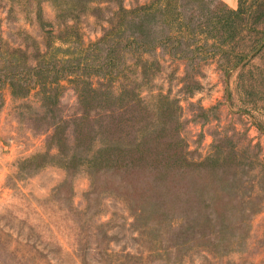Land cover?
<instances>
[{
    "label": "rangeland",
    "instance_id": "rangeland-1",
    "mask_svg": "<svg viewBox=\"0 0 264 264\" xmlns=\"http://www.w3.org/2000/svg\"><path fill=\"white\" fill-rule=\"evenodd\" d=\"M225 9L0 0L1 66L76 71L0 83V264H264V50L225 73ZM98 139L152 163L85 165Z\"/></svg>",
    "mask_w": 264,
    "mask_h": 264
},
{
    "label": "trees",
    "instance_id": "trees-1",
    "mask_svg": "<svg viewBox=\"0 0 264 264\" xmlns=\"http://www.w3.org/2000/svg\"><path fill=\"white\" fill-rule=\"evenodd\" d=\"M102 1V0H96ZM223 5H225L222 2ZM225 9V13L219 16V23L221 25V37H223V43L217 44L214 42L211 44L213 50L216 49L221 57L224 60V71L225 73H230L233 69H235L239 64H241V69L245 70L246 66L250 63L251 54L258 50V53H261L264 50V28L261 29L259 24L264 23V0H239V5L236 9H232L227 5ZM205 35H208V39L211 37L215 38L210 32H204ZM254 35H258L259 37H255L254 44L246 45L243 40L247 37H251ZM260 34V35H259ZM1 37V36H0ZM19 52L25 53L22 48H18ZM9 54V48L6 45H3L0 41V83L8 81V83L14 88V90H20L21 87L29 89L33 86H38L42 84V79L45 77H49L54 79V81L59 80L61 78L67 77V73L76 72L75 68L71 67L68 60H50L45 63V56H40L37 59V62L34 65H28L27 69L28 73L20 71L17 69L18 61H8V65L1 66V62L4 59L5 55ZM53 62V63H52ZM58 62L62 63L61 66H58ZM52 65H49L51 64ZM72 73V74H74ZM76 74V73H75ZM31 75L32 78L28 80V76ZM78 76H83V74H79ZM35 77V78H34ZM261 81L264 79L261 77ZM46 80V79H44ZM33 84L31 85V82ZM43 86V84L41 85ZM17 88V89H16ZM48 92V91H47ZM97 93V89H81V98H85L90 96L93 99L94 94ZM115 111V110H114ZM113 111V112H114ZM91 116V110L85 108L83 115L80 117L81 120H87ZM68 120H62L57 122V127H62L64 124H67ZM117 126V125H116ZM262 130V126L260 128ZM62 137L60 140L65 141L67 137L66 128L62 129ZM80 131V130H79ZM94 144H99V150L94 152V155L90 157H83L87 162L85 165H89L92 163L93 165L101 164L105 167L111 166L115 169H129L134 167L141 162L136 163L137 161H148L152 163L153 160L150 157H145L144 152H139L140 155L137 154H128L126 152V148L123 145H119L117 141H109V143H105L100 139L97 140ZM139 147V144L136 148ZM105 152L103 155H98ZM137 155V156H136ZM79 155H75L77 157ZM82 157V156H79ZM89 163V164H88Z\"/></svg>",
    "mask_w": 264,
    "mask_h": 264
},
{
    "label": "crops",
    "instance_id": "crops-1",
    "mask_svg": "<svg viewBox=\"0 0 264 264\" xmlns=\"http://www.w3.org/2000/svg\"><path fill=\"white\" fill-rule=\"evenodd\" d=\"M220 1L232 9H236L239 5V0H220Z\"/></svg>",
    "mask_w": 264,
    "mask_h": 264
},
{
    "label": "water",
    "instance_id": "water-1",
    "mask_svg": "<svg viewBox=\"0 0 264 264\" xmlns=\"http://www.w3.org/2000/svg\"><path fill=\"white\" fill-rule=\"evenodd\" d=\"M261 47H262V45H261ZM261 47H260V48H261ZM260 48H259V49H260Z\"/></svg>",
    "mask_w": 264,
    "mask_h": 264
}]
</instances>
